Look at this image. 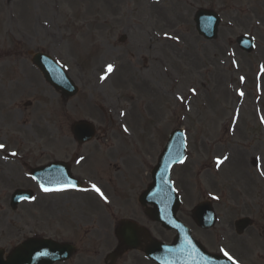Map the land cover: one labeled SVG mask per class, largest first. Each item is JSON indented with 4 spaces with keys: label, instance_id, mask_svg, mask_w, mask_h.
<instances>
[{
    "label": "rangeland",
    "instance_id": "rangeland-1",
    "mask_svg": "<svg viewBox=\"0 0 264 264\" xmlns=\"http://www.w3.org/2000/svg\"><path fill=\"white\" fill-rule=\"evenodd\" d=\"M201 8L221 18L215 40L194 29ZM241 34L254 37L253 53L235 44ZM37 51L61 62L78 87L75 96L62 98L42 80L30 61ZM127 59L149 86L122 73L119 65ZM96 63L116 64L118 70L102 83ZM81 119L93 122L97 133L79 146L69 125ZM16 122L23 146L10 148L24 153L23 164L84 156L74 174L93 176L109 195L108 204L90 194L71 196L82 197L85 221L104 228L89 234L91 227L77 223L79 206L73 202L66 219L72 242L99 234L110 240L113 221L128 218L154 238L173 239V231L144 215L137 197L151 183L169 133L183 128L187 156L171 170L181 199L178 217L210 252H227L237 264H264V0H17L9 6L0 0V135L10 145L18 143ZM2 153L0 248L10 251L31 230L60 236L53 224L64 216L61 207H49L50 197L10 208L14 189L34 186L23 176L24 165H3L10 160ZM226 155L227 164L216 171L215 160ZM201 200H211L218 217L210 230L191 218ZM245 216L253 224L237 235L234 222Z\"/></svg>",
    "mask_w": 264,
    "mask_h": 264
},
{
    "label": "water",
    "instance_id": "water-1",
    "mask_svg": "<svg viewBox=\"0 0 264 264\" xmlns=\"http://www.w3.org/2000/svg\"><path fill=\"white\" fill-rule=\"evenodd\" d=\"M195 22L199 33L207 39L215 37L218 20L214 14L201 10L197 13ZM237 42L246 51H251V39L240 37ZM33 61L42 64L41 68L47 72L50 83L56 89H61L66 96H72L76 93L77 89L74 84L51 59L36 54ZM73 128L75 131L77 130L75 133L81 140H88L93 135V127L85 121L74 124ZM184 155V134L181 130L176 129L170 134L158 164L152 172L153 183L139 198L143 206L146 204L153 206L148 213L154 220L161 222L165 228L177 230L176 239L171 246L152 242L147 255L159 264H232L227 258L208 254L199 243L189 237V231L175 217L179 199L169 181V169ZM21 193L23 191L14 193L11 204L13 207L21 199ZM193 218L202 228H209L215 222L213 210L208 203H200L193 211ZM248 225L249 221L246 218L236 222L238 233H241ZM130 228H133L130 222L122 223V230H126L125 237L123 236L125 239H134ZM39 246V243L26 242L10 253L6 261L3 260L2 251H0V264H51L54 259L62 256V252L57 251L55 253L53 247H47V250L45 247L44 253L38 249ZM44 255L46 256L44 257Z\"/></svg>",
    "mask_w": 264,
    "mask_h": 264
},
{
    "label": "flooded vegetation",
    "instance_id": "flooded-vegetation-1",
    "mask_svg": "<svg viewBox=\"0 0 264 264\" xmlns=\"http://www.w3.org/2000/svg\"><path fill=\"white\" fill-rule=\"evenodd\" d=\"M5 2V6H9V3L7 0H2ZM9 16L11 18L13 12L10 10L9 11ZM6 38H8V36H6ZM16 49H20L19 47V43L18 41H16ZM17 76V75H16ZM10 82L12 81V79L9 80ZM19 125L18 122L15 123V133H17V144L15 145H10L7 142V139H5L6 136H2L0 135V140L2 142H0L1 144L5 145V147L3 148L4 151L6 153H8V150L11 151H18V156L19 154H22V156L24 155V153L21 152V150H17L14 148H10L15 146V148L17 146H23V144H20V140L23 142V140L20 137L19 134ZM23 150V149H22ZM48 157V155H43ZM17 162V159H14ZM3 165H7V164H3ZM36 165H40V163H36ZM3 173H5V170L3 171ZM71 193L70 191H65L63 193H60L58 195H52L51 199H50V203H49V207L50 208H55V209H60L61 207V211L63 213L64 219H63V223L57 222L53 224V228H55L56 230H59L60 232V236L56 235L54 237L59 238L58 240L60 242H68L71 243L73 245V252L71 254V256L65 261V262H60V263H55V264H150L149 261L145 260V257H143L142 251L139 250L137 252H139V254H128L129 252L125 250V247L123 245V243L116 238L115 234H114V238H111L110 240L108 239H102V234H99L100 238H96L94 240L92 239H83L80 238L79 241H71V240H67V237H70V222H67V215H70L71 211V207H72V203L74 202V204L79 206V212L76 214L77 217V222L80 225H87V224H95L96 227L93 228L92 230H89V234H93L94 232H102L104 231V228L102 226H100L97 222H87L85 220H87V216L86 214L82 213V197H77L73 200L71 199ZM76 194L78 195H84L82 193L77 192ZM114 230V228H113ZM63 239H61L62 237ZM55 239V238H54ZM116 248L118 255L117 258L114 261H111L109 259V253Z\"/></svg>",
    "mask_w": 264,
    "mask_h": 264
},
{
    "label": "bare ground",
    "instance_id": "bare-ground-1",
    "mask_svg": "<svg viewBox=\"0 0 264 264\" xmlns=\"http://www.w3.org/2000/svg\"><path fill=\"white\" fill-rule=\"evenodd\" d=\"M154 5L155 6H157V2H155L154 3ZM173 38V37H172ZM134 64H135V61H133V60H129V59H127V61H124V63L122 64V66L121 65H119V67H121V69L122 70H124L122 73L123 74H125V71H127L128 72V75H129V79L130 80H132V81H135L138 85H140V86H143V85H146V86H149L148 85V83L146 82V78L144 77V74L143 73H140V72H138V74H137V76L136 75H134V71L132 70L133 69V66H134ZM95 65V68H94V70H95V75L98 77L97 79H99V78H101L102 76H104V73L106 72V68L105 67H103V64H94ZM145 67V66H144ZM117 70H118V68H117ZM117 70H114L107 78H106V80H108V79H110L112 76H114L115 75V73H116V71ZM147 72H149L148 70L146 71V72H144V73H147ZM105 80V81H106ZM215 151H216V154H217V152L219 151V148L218 147H215ZM229 160V156L228 155H226V159L224 158V159H220V160H218V161H220L219 162V164H218V161L216 162V171H219L225 164H227V161ZM94 161H95V159H94ZM260 177L261 176H263V174L262 175H259Z\"/></svg>",
    "mask_w": 264,
    "mask_h": 264
},
{
    "label": "snow or ice",
    "instance_id": "snow-or-ice-1",
    "mask_svg": "<svg viewBox=\"0 0 264 264\" xmlns=\"http://www.w3.org/2000/svg\"><path fill=\"white\" fill-rule=\"evenodd\" d=\"M112 69H113V66L112 65H108V70L109 71H112ZM243 79V78H242ZM195 90H193V92H194ZM241 95H243V93L241 92L240 93ZM180 99H183V97H181ZM123 114V113H122ZM125 131H127V129H125ZM5 147V145H3V144H0V149H3ZM12 155H16V153H12ZM225 159H226V157H225ZM219 162L220 161H218V164H219ZM69 187H73V188H75L76 187V185L74 184V183H72V182H70L69 183V185H68ZM41 187H42V189L44 190V191H50V190H53V189H49V188H47V187H45L44 185H41ZM92 189L94 190V191H96L106 202H107V197L106 196H104V193L101 191V189L99 188V187H97L96 185H92ZM55 190H57V191H60V190H63V188H58V189H55ZM225 255L228 257V259L229 260H233V257L232 256H230L227 252H225ZM233 264H236V262L235 261H233Z\"/></svg>",
    "mask_w": 264,
    "mask_h": 264
}]
</instances>
